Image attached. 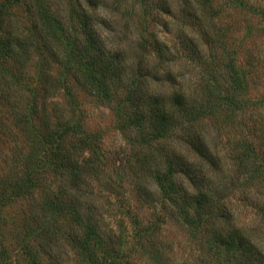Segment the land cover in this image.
Instances as JSON below:
<instances>
[{
	"label": "trees",
	"instance_id": "1",
	"mask_svg": "<svg viewBox=\"0 0 264 264\" xmlns=\"http://www.w3.org/2000/svg\"><path fill=\"white\" fill-rule=\"evenodd\" d=\"M22 4L0 0V264H178L167 224L207 243L198 264H264L263 231L232 207L264 223V117L226 18L261 7ZM103 106L126 138L114 150L87 125Z\"/></svg>",
	"mask_w": 264,
	"mask_h": 264
},
{
	"label": "rangeland",
	"instance_id": "2",
	"mask_svg": "<svg viewBox=\"0 0 264 264\" xmlns=\"http://www.w3.org/2000/svg\"><path fill=\"white\" fill-rule=\"evenodd\" d=\"M21 11L25 14L27 4H31V0H22ZM248 3H254L261 7V11L249 12L245 8H237L228 11L234 15L226 16L228 21H232V29L230 32V40L232 47L235 48L238 56L247 59L252 63L246 69L244 77L245 83L248 85L249 112L254 115L264 117V0H248ZM65 4V3H63ZM227 13V15H228ZM117 117L109 108L99 107L92 109L89 118H87L88 126L93 129L104 131V143L108 150H114L119 145L125 144L126 138L117 128ZM114 200V198H113ZM235 203L232 205L236 211L237 220L247 226L257 227L264 233V223L257 216L252 206L244 203ZM100 205H105L102 199H98ZM111 219V218H110ZM167 242L173 244L172 255L178 264L186 261L189 264H198L197 255L201 251V246H206V242H202L201 238L192 241L186 235L185 231L180 230L176 224H167ZM4 243L8 247V253L12 258L17 259L13 249V244L8 237L4 238ZM20 262V263H19ZM29 264L24 257H19L17 264Z\"/></svg>",
	"mask_w": 264,
	"mask_h": 264
}]
</instances>
